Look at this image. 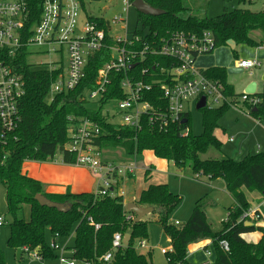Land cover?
Instances as JSON below:
<instances>
[{
	"label": "trees",
	"instance_id": "1",
	"mask_svg": "<svg viewBox=\"0 0 264 264\" xmlns=\"http://www.w3.org/2000/svg\"><path fill=\"white\" fill-rule=\"evenodd\" d=\"M27 1L30 6L38 3L35 0ZM143 1L164 12L157 17L137 13V25L152 36L164 37L173 32L197 35L209 32L215 43L210 53L229 43L252 48L264 45V11L252 12L239 8L226 10L215 18H200L190 15L184 0ZM257 1L239 0V4L251 6ZM87 19L98 22L108 30V23L103 19L91 16ZM256 32L262 35L261 39L255 38ZM110 57L105 52L92 57L86 67V79L82 86L53 101H49L47 96L57 72L43 66L36 69L34 65L27 63L24 56L16 60V70L23 76L26 85V96L20 105L22 122L16 132V140L11 141L8 146L6 158L3 159L0 154V183L5 188L7 210L12 219L8 246L17 251L21 249L22 254L25 251L36 252L42 259L58 258L56 251L46 243V231H49L52 243L56 235L64 238L74 233L71 258L81 264H153L150 253L143 255L136 250V244L147 239L148 222L141 220L135 223L134 213L127 211L121 196L100 197L95 193L73 194L70 191L64 194H46L43 185L23 171L26 162L48 163L57 156L61 157L64 164L70 165L75 161V157L66 150L69 142L68 118L74 116L88 117L98 122L103 135L97 140V144L102 149H121L127 156L152 152L156 158L173 163L179 170L189 169L197 181L202 178L210 181L221 178L225 181L233 205L228 208L227 218L218 230H214L207 219L206 209L211 205L208 198L198 200L186 224L178 228L170 224L169 219L181 204V199L171 192L167 184H151L140 193L137 204L159 212L158 221L172 247L170 252L165 253L169 264H190L187 260L190 246L203 241L212 242L215 254L212 264H264V228L241 221L242 216L251 209L244 191L264 195V152L248 155L241 161L228 157L207 160L201 158L210 149L221 152L222 143L216 138L215 130L222 116L230 109L226 104L199 111L202 115L200 135L192 133L191 113L184 114L178 123L166 125H153L149 117H144L140 131L111 123L104 108L110 101L124 97L121 81L126 75H112V83L100 102L92 103L84 98L87 90L94 88L97 70ZM173 65L176 62L167 58L148 57L140 63L135 73L128 72L127 76L135 74L137 80L149 84L164 78L160 68L170 69ZM146 68L148 73L142 74ZM202 73L221 83L228 97H240L228 84L225 68L213 67ZM158 88L155 85L154 93L145 92L144 100L152 105L160 103ZM256 95L264 98V93ZM263 112L264 104L257 111L251 109V116L257 119ZM183 120L186 123H182ZM184 133H187L186 137L182 136ZM145 178L147 181L150 179L149 171L145 173ZM36 195H43L55 203L69 206V210L60 213L56 209L42 207L35 200ZM26 207L30 208L28 218ZM254 232L263 235L258 243H247L242 238L243 235ZM116 233L130 235V244L116 252L111 262L104 263L102 258L111 250ZM222 241L228 243V252L220 247ZM0 264H5L1 248Z\"/></svg>",
	"mask_w": 264,
	"mask_h": 264
},
{
	"label": "built area",
	"instance_id": "2",
	"mask_svg": "<svg viewBox=\"0 0 264 264\" xmlns=\"http://www.w3.org/2000/svg\"><path fill=\"white\" fill-rule=\"evenodd\" d=\"M35 1L37 5L30 6L27 0H0V154L3 159L8 155L10 142L16 140V132L22 122L20 105L26 96V85L23 76L16 70V60L21 56L26 58L27 63L34 55L59 57L55 62L40 64L57 72L47 96L49 101H53L82 86L86 79V67L92 57L100 52L110 54V59L97 70L94 88L87 90L84 98L92 103L100 102L108 92L112 75H126L121 81L124 97L108 103L116 102L118 112L112 117L116 116L117 120L112 119L109 113L107 115L111 123L136 131L142 129L144 117H149L153 125L180 122L188 112L187 107L191 104L196 106L202 97L206 99L205 108L226 104L230 109L244 111L248 116L251 115V109L258 110L264 104V98L256 94L243 93L238 98L228 97L221 83L207 78L197 68V57L209 54L214 49V39L209 32L200 35L173 32L164 37L152 36L142 29L130 33L127 29V14L132 6L131 0L123 1L121 14L107 24L108 30L98 22L82 19L80 0ZM119 26L123 34L116 33ZM65 57L67 67L63 65ZM148 57L167 58L176 62V65L170 69L160 68L164 78L149 84L137 80L135 74L127 76L128 72L135 73L140 63ZM259 67L257 59L237 62V68L248 71L250 76ZM147 73L148 69H143L142 74ZM155 85L159 86L160 103L152 105L144 100L143 95L145 92L154 93ZM68 120L69 142L66 150L75 157L71 165L93 172L97 177V196L117 195V185L136 173V163L129 161L128 164L118 165L104 159V153L109 150L97 144L103 135L98 122L88 117L74 116ZM182 136L186 137L187 133ZM59 163L62 164L63 160ZM261 219L258 210H249L241 221L256 225ZM4 222L0 216V226ZM178 225L176 222L175 226ZM58 239L56 235L50 247L59 252L60 263L79 264L66 255V249L58 244ZM123 239L120 233L113 236L112 248L102 258L104 263L111 262L114 254L125 247ZM220 247L225 252L229 251L226 241L220 242ZM136 248L146 249V241L138 242ZM166 252L169 251L162 250L163 254ZM36 257L39 256L36 254Z\"/></svg>",
	"mask_w": 264,
	"mask_h": 264
},
{
	"label": "rangeland",
	"instance_id": "3",
	"mask_svg": "<svg viewBox=\"0 0 264 264\" xmlns=\"http://www.w3.org/2000/svg\"><path fill=\"white\" fill-rule=\"evenodd\" d=\"M124 0H83L84 9H82V19H86L89 16L102 17L108 21L121 13V8L123 7ZM185 6L188 8L190 15L203 18L208 16L210 18H215L224 13V11H233L235 9H247L252 12L264 11V0H258L254 5H240L239 0H184ZM127 29L130 33L134 32L136 29L140 30L141 26L137 25V11L133 6L129 7L127 16ZM118 34H123L124 31L121 26L117 27ZM254 36L258 39L262 38L259 32L254 33ZM253 49L249 46H233V50L236 51L234 56L233 50L231 49V44L220 48V50H215L211 54L201 55L196 64L201 69H208L212 66H217L224 63V67L227 70V82L236 88V92L243 94L245 88L253 81L246 72L238 73L236 71L237 62L242 60L252 59ZM221 52L220 57L218 53ZM238 57L237 59L235 57ZM59 59L56 55H34L28 59V63L39 69L40 64H49L55 62ZM63 65L67 67V57L63 60ZM238 69V68H237ZM255 75L260 73L259 70L254 71ZM243 92V93H242ZM258 92L263 93V83H258ZM94 107V105H92ZM187 110L191 112V129L194 135H200L202 133V115L199 111L195 109V105L191 104L187 107ZM104 112L109 116L117 120V117H112L118 112L116 102H111L106 106ZM225 131V132H224ZM218 138L222 142V153L227 157L235 161H241L246 156L254 155L257 151V147L261 146L262 152H264V122L262 125L257 126L251 117H248L237 109H228L219 121V127L216 131ZM234 137L236 139L235 143H229L226 137ZM240 150L243 152L244 156H240ZM112 152L104 153V159L108 161L115 162L118 165L128 164L129 161L135 162L138 170L136 171L134 178H124L121 187V194L126 198V205L133 202V199H137L141 190L145 189L149 184H161L168 183L170 189L174 194L178 195L181 199V204L170 216V223L179 224L177 227H183L188 219L190 218L195 204L200 199L212 200L215 203L214 207L207 208L206 214L209 223L212 225L214 230H218L222 222L227 218V208L232 205V197L227 191L226 183L223 179L219 178L208 185L206 182H200L194 180L192 177V172L187 169L185 171H178L171 164L166 165L163 163L162 167H159L161 162L160 159L153 158L152 162H147L143 154L141 155L127 156L121 149L111 150ZM148 156V155H146ZM202 159L214 158L222 159L221 152L215 149H210L205 155L201 156ZM145 159V160H144ZM61 157L57 156L52 162L47 164L39 162H26L24 164V171H27L30 175H42L47 176L49 173V166H53L55 163L60 162ZM165 162V161H164ZM149 163L147 167L151 170V179L146 182L144 180V172L141 165ZM34 171V172H33ZM35 173V174H34ZM31 175V176H32ZM32 176V177H35ZM46 185L44 188L46 189ZM248 201L252 208L259 206L264 201V196L259 192H248L244 191ZM6 191L3 185L0 183V216L5 220L4 225L0 226V248L4 253L5 264H61L58 258H45L36 257V252L25 251L21 258L18 259L17 250L12 249L8 246L7 241L10 235V223L12 221L10 215L8 214L7 204H6ZM26 217L28 218V207L25 208ZM260 213L264 221V207L260 209ZM158 210L155 209L148 218L147 227V246L149 249H139L136 248L139 254L147 255L151 254V260L153 264H169L165 254L162 250L170 251L171 244L169 238L165 235L161 224L158 221ZM260 222V221H259ZM256 224V226H259ZM46 243L51 246L52 237L49 231H46L45 235ZM59 243L62 248L68 247L72 248L74 246V233L69 237L59 238ZM209 242V241H208ZM212 252L213 249L208 247ZM189 253L192 257L191 264H203L211 262L213 258H207L205 255V249L198 244H194L190 249ZM57 256L59 252L55 253ZM70 250L67 255H70Z\"/></svg>",
	"mask_w": 264,
	"mask_h": 264
},
{
	"label": "crops",
	"instance_id": "4",
	"mask_svg": "<svg viewBox=\"0 0 264 264\" xmlns=\"http://www.w3.org/2000/svg\"><path fill=\"white\" fill-rule=\"evenodd\" d=\"M81 1V6H82V9H84V2H83V0H80ZM123 8V7H122ZM122 8H121V12H122ZM119 14H121V13H118L117 15H119ZM127 16H128V14H127ZM91 17H94V16H91ZM95 18H98V19H103L104 21H106L107 23H110L111 21H108V20H106L105 18H102V17H95ZM256 38V37H255ZM256 39H258V38H256ZM233 46L234 45H232L231 46V49L233 50ZM223 48V47H222ZM218 50V49H217ZM219 50H220V48H219ZM253 56L251 57L252 59H257L259 62H260V67L259 68H257V69H255V70H259V72L260 73H258V74H256L255 75V73H253V76H250L249 75V73H248V71H246V70H244V69H237L236 68V71H238V73H242V72H246L248 75H249V77L253 80L246 88H245V90H244V93L247 91V89L250 87V86H252L253 84H255V86H256V88H255V93L254 94H257V93H259L258 92V83H263V87H264V45H261V46H259V47H256L255 49H253ZM214 52V51H213ZM212 52V53H213ZM209 54H211V53H209ZM233 54H234V50H233ZM220 55H221V52L220 53H218V56L220 57ZM236 54H234V56H235ZM200 57V56H199ZM199 57H197V59L195 60V64H196V62H197V60H198V58ZM236 59L238 58L237 56L235 57ZM252 59H249V60H252ZM238 60V59H237ZM196 66H197V64H196ZM225 65H224V63H221V64H219V65H217V66H212V67H209L208 69H210V68H213V67H220V68H225L226 69V67H224ZM197 68L202 72V71H204V70H207V69H201V68H199L198 66H197ZM254 70V71H255ZM226 72H227V70H226ZM229 84V83H228ZM229 85H231V84H229ZM231 87H233V89H234V92L237 94V95H242V94H240V93H238V92H236V88L233 86V85H231ZM243 93V92H242ZM200 101V100H199ZM198 101V102H199ZM194 105V104H193ZM196 107H197V104H196V106H195V109H196ZM212 108H218V107H212ZM255 111H257V109L255 110ZM239 112H241L242 114H244V115H246V113L244 112V111H240L239 110ZM187 113H191L190 111H188ZM246 116H248V115H246ZM248 117H251L252 119H253V122L257 125V126H260V125H262L263 124V122H264V112L262 113V115H260L257 119L256 118H254V117H252L251 115L250 116H248ZM219 127V126H218ZM218 130V128L215 130V136H216V138L221 142V140L218 138V136H217V134H216V131ZM225 132V131H224ZM226 140H227V142H229V143H235L236 142V139L234 138V137H230V136H227L226 137ZM232 140V141H231ZM222 143V142H221ZM110 152H112L111 150H109ZM122 151V150H121ZM123 152V151H122ZM260 152H262V148H261V146H258L257 147V151H256V153L255 154H257V153H260ZM144 153H151L153 156H150L149 154H143L144 155V157L146 158V161L147 162H152L153 160V158H151V157H155V155L152 153V152H144ZM146 155H148V156H146ZM239 155L240 156H244V154H243V152L240 150V153H239ZM250 155V154H249ZM221 156L222 157H226L227 158V156L224 154V153H222V150H221ZM156 158V157H155ZM228 158H230V157H228ZM157 159V158H156ZM207 159H214V158H207ZM207 159H203V160H207ZM145 160V159H144ZM159 160V159H158ZM161 161H163V162H161V164H160V166L159 167H162V165H165V164H163V163H167L166 165H169V164H171V165H173L174 167H175V165L173 164V163H171V162H168V161H165V160H161ZM165 161V162H164ZM49 163V162H48ZM149 163H145V164H143V163H141V164H143V165H141L142 166V168H143V172H144V180L146 179L145 178V173L147 172V171H149L150 172V179H151V170H148L147 169V167L149 166ZM43 164H47V163H43ZM48 165V164H47ZM24 167V166H23ZM48 169H49V173H48V175L45 177H43L42 175L40 176V175H38L37 177L35 176V175H32V176H35V177H32L27 171H24V169H23V171L29 176V177H31V178H33V179H35V180H37V181H39L42 185H43V188H44V186L46 185L47 187H46V189L44 188V192L46 193V194H64V193H66V192H68V191H70L71 193H73V194H82V193H95L96 192V182H97V177L93 174V172H91V171H89L88 169H85V168H79V167H75V166H73V165H68V164H64V163H59V162H57V163H55L53 166H49L48 167ZM175 169L176 170H178V171H185V170H179L178 168H176L175 167ZM137 170H138V168H137ZM34 172V171H33ZM35 174V173H34ZM135 175V174H134ZM134 175H131L129 178H134ZM192 177H193V174H192ZM149 179V180H150ZM193 179H194V177H193ZM148 180V181H149ZM195 180V179H194ZM146 182H148L147 180H145ZM214 181V180H213ZM213 181H210V180H208V178H202L201 180H200V182H206L208 185H211L212 184V182ZM122 182L123 181H121V182H119V184L117 185V195L118 196H121L123 199H124V204H125V206H127L126 205V198L124 197V195L123 194H121V187H122ZM161 184H167L168 186H169V184L168 183H161ZM149 185H151V184H149ZM148 185V186H149ZM153 185V184H152ZM154 185H158V184H154ZM148 186L145 188V189H147L148 188ZM145 189H143V190H145ZM169 189H170V187H169ZM143 190H141V192L143 191ZM171 190V189H170ZM140 192V193H141ZM171 192H173L172 190H171ZM140 193H139V195H140ZM174 193V192H173ZM139 195H138V198H139ZM264 196V195H263ZM247 197V196H246ZM138 198L137 199H133V202L132 203H130V204H136L138 207H140V208H148V207H142V206H140V205H138L137 204V201H138ZM208 198V197H207ZM248 200V199H247ZM233 201V200H232ZM249 202V201H248ZM211 205L208 207V208H211V207H214L215 206V203L211 200ZM250 203V202H249ZM232 205H233V202H232ZM231 205V206H232ZM251 205V204H250ZM262 207H264V201L259 205V206H257V207H255V208H252L251 207V211H255V210H258V212H259V214L261 215V213H260V209L262 208ZM229 208V207H228ZM228 208H227V210H228ZM126 209H127V207H126ZM30 213V208L28 207V214ZM135 215V214H134ZM148 216L149 215H147V216H145L142 220H144V221H146L147 220V218H148ZM29 217V216H28ZM136 217V216H135ZM261 217H262V215H261ZM27 218V217H26ZM136 219V218H135ZM169 223H170V221H169ZM171 224V223H170ZM173 225V224H172ZM174 226H175V224H174ZM177 227V226H176ZM259 227H261V228H264V221H263V217H262V219H261V221L259 222ZM220 228V227H219ZM262 234L260 233V232H254V233H248V234H245V235H243L242 236V238L247 242V243H254V244H256V243H258L261 239H262ZM59 240V239H58ZM170 240V239H169ZM58 242V244L60 245V243H59V241H57ZM147 243V242H146ZM170 244H171V242H170ZM200 245H202V247L205 249V255H206V257L207 258H213L212 260H211V262H208V263H203V264H212V263H214V261H215V254H214V250L211 252L209 249H208V247H210V248H212L213 249V245H212V242L211 241H203V242H201L200 243ZM193 245H191L190 246V248L192 247ZM65 249H66V255H67V253L69 252V250H70V255H67L68 257H71L72 256V250H71V248H68V247H64ZM189 248V249H190ZM146 249H149V246H147V248ZM171 249H172V247H171ZM171 249H170V251H171ZM169 251V252H170ZM150 253V252H149ZM148 255V254H147ZM59 256V255H58ZM191 256V254L189 253V250H188V255H187V260H188V262H192V257H190ZM21 258V257H20ZM79 264H81V263H79ZM191 264V263H190Z\"/></svg>",
	"mask_w": 264,
	"mask_h": 264
},
{
	"label": "water",
	"instance_id": "5",
	"mask_svg": "<svg viewBox=\"0 0 264 264\" xmlns=\"http://www.w3.org/2000/svg\"><path fill=\"white\" fill-rule=\"evenodd\" d=\"M132 6L134 9L137 11V13H140L142 15L146 16H152V17H157L163 15V11L153 8L149 5H147L143 0H134L132 2ZM231 46L233 45L232 43H229L228 45ZM134 66L131 67V69ZM255 84L250 86L245 93L247 94H254L255 93ZM206 106V99L205 97H202L200 101L197 103L196 110L200 111L204 109ZM182 123H186V120H183ZM35 200L40 204L42 207H47V208H53L56 209L60 213H65L69 210V206H66L64 204H59L55 203L51 200H49L46 196L43 195H36ZM127 211L128 212H133L136 216L135 223L140 222L145 216L150 215L153 213L154 209L153 208H140L136 204H128L127 206ZM250 225V224H249ZM131 236L130 235H125L123 239V244L125 247H128L130 244ZM22 254V250L19 249L17 251L18 259H20Z\"/></svg>",
	"mask_w": 264,
	"mask_h": 264
}]
</instances>
